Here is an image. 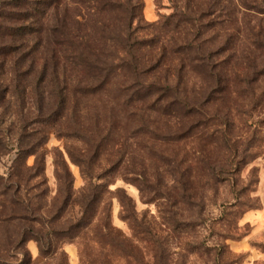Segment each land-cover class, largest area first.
Listing matches in <instances>:
<instances>
[{
    "label": "rangeland",
    "instance_id": "374dc122",
    "mask_svg": "<svg viewBox=\"0 0 264 264\" xmlns=\"http://www.w3.org/2000/svg\"><path fill=\"white\" fill-rule=\"evenodd\" d=\"M140 1L141 20L134 24V36L148 42L134 45L132 55L122 49L115 53L112 41L102 43L94 26L96 16L90 22L86 17L99 52L114 50L109 58L118 70L102 90L79 96L74 91L77 74L66 67L68 106L79 109L76 124L93 144L50 134L44 162L47 201L57 200V159L64 160L73 173L79 194L89 179L69 151L89 159L96 150L93 174L102 177L96 176L94 182L107 186L101 209L109 207L114 234L125 240L130 251H113L109 264H264V99L259 98L264 97V74L254 85L255 100L242 97L238 78L248 63L242 62V51L253 47V33L263 34L264 14L246 12L253 10L234 0L238 14L221 28V36L230 38L222 56L229 93L210 105L205 124L193 126V118L166 113L152 103L158 94L139 98L135 90L141 84L170 85L179 88L181 96L177 95L184 99L202 91L205 83L198 73L189 67L178 73L180 55L169 44L173 38L182 41L185 33L174 32L164 20L178 10L195 11L205 0ZM252 47L250 62H260ZM132 59L139 76L126 69ZM175 95L161 99L168 102ZM14 158L15 150L0 158V174L9 171ZM34 159L31 156L29 164ZM124 196L129 205H123ZM80 215V207L74 204L66 218ZM95 236L90 228L64 243L67 264H101ZM28 248L38 260L36 242L30 241Z\"/></svg>",
    "mask_w": 264,
    "mask_h": 264
},
{
    "label": "trees",
    "instance_id": "16d2710c",
    "mask_svg": "<svg viewBox=\"0 0 264 264\" xmlns=\"http://www.w3.org/2000/svg\"><path fill=\"white\" fill-rule=\"evenodd\" d=\"M246 12L263 13L259 0H240ZM3 2V3H2ZM0 4V158L15 150V158L6 174H0V264H67L66 242H72L93 228V239L99 250L101 264H109L111 253L130 252L125 240L115 235L109 207L101 209L107 191L104 183L94 182L102 175L93 174L97 159L94 150L90 158L69 154L89 179L76 194L74 176L64 160L57 159L55 175L58 181L57 200L50 204L49 186L45 175V146L51 133L60 137L93 144L91 137L76 124L75 106L69 108V86L64 79L66 67L77 74L74 91L79 96L102 90L117 73L118 65L109 58L114 51L99 52L91 38L89 25L94 26L100 41H112L115 53L122 49L133 54L134 45L147 43L134 36V24L140 22V0H2ZM234 0H205L195 11L178 10L164 20L176 33H185L182 41L175 38L170 47L180 55L178 73L189 67L205 83L192 99H184L179 88L155 83L139 85L135 94L148 98L158 94L152 103L166 113L176 111L182 117L203 125L209 117V107L220 96L229 93V79L222 56L230 38L222 37V26L237 15ZM83 10H86L87 14ZM114 15V17H113ZM92 17V18H91ZM254 29L251 27V31ZM263 34L253 33L250 47L259 58L249 60V51H242L246 68L238 74L242 97L254 99V85L264 74ZM260 36V37H259ZM256 55V57H258ZM135 59L126 62V69L139 76ZM79 76V77H78ZM179 93V95H177ZM176 94L171 101L162 96ZM264 96V91H263ZM260 99H264L261 95ZM12 118V120H10ZM224 118V117H223ZM10 120V121H9ZM178 139L183 135H177ZM13 139V141H12ZM226 146L230 143L225 141ZM96 152V153H95ZM34 156V163L29 158ZM88 159V160H87ZM88 162V164H85ZM123 205H129L124 196ZM77 204L79 218H66ZM101 216L95 222L97 216ZM95 222V223H94ZM35 241L40 260H34L28 243ZM92 264V263H91Z\"/></svg>",
    "mask_w": 264,
    "mask_h": 264
}]
</instances>
